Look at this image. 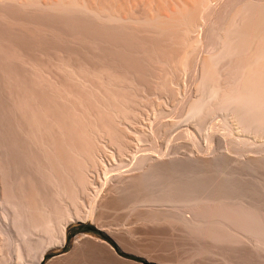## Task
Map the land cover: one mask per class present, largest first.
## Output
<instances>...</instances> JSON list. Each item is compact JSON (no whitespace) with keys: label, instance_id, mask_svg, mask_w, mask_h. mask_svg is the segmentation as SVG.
I'll list each match as a JSON object with an SVG mask.
<instances>
[{"label":"bare ground","instance_id":"6f19581e","mask_svg":"<svg viewBox=\"0 0 264 264\" xmlns=\"http://www.w3.org/2000/svg\"><path fill=\"white\" fill-rule=\"evenodd\" d=\"M182 75L193 85L186 96L174 86ZM149 107L186 122L221 111L245 131L264 126V0H0V264H43L65 246L68 226L86 214L75 203L87 184L88 127ZM159 160L139 157L124 191L203 204L205 181ZM253 160L264 167L262 153ZM157 211L149 219L181 216ZM94 246L105 247L101 264H131L94 239L47 264H93Z\"/></svg>","mask_w":264,"mask_h":264},{"label":"rangeland","instance_id":"374dc122","mask_svg":"<svg viewBox=\"0 0 264 264\" xmlns=\"http://www.w3.org/2000/svg\"><path fill=\"white\" fill-rule=\"evenodd\" d=\"M182 76V83L186 81L180 85L179 80L180 86H174L181 87V96H186L193 85L188 75ZM151 108L131 110L130 114V111L124 113L126 116L112 113L108 118V123L111 122L103 130L88 127L91 128L90 132L87 130L89 152H85L83 169L87 187L80 189L75 203L78 210L86 213V219L68 226L65 246L51 247L43 264L55 258L65 260L74 253L78 242L86 239L107 243L122 260L131 264H264V167L252 162L261 153L264 156V126L245 131L243 124L229 112V116L221 111L206 117L199 115V119L194 116L196 120L189 118L186 122L180 111ZM227 121L231 123L228 125ZM146 154L159 161L181 162L189 180L205 181L200 184L203 190H197L204 198L203 204L197 202L198 205L188 204L185 208L173 202L152 204L144 202L151 194L144 188L125 192L128 177L136 172L135 161ZM232 184L236 188L229 190ZM217 191H222L223 199L218 198ZM157 209L176 217L199 220L198 228L194 226L195 220V229L182 224L184 221L178 220L181 216L177 220L155 222L151 215ZM94 248L98 249H93V264L104 263L105 247Z\"/></svg>","mask_w":264,"mask_h":264}]
</instances>
